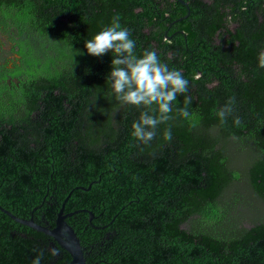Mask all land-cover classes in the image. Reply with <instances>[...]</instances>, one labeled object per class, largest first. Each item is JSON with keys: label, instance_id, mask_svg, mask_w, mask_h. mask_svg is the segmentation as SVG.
<instances>
[{"label": "trees", "instance_id": "obj_1", "mask_svg": "<svg viewBox=\"0 0 264 264\" xmlns=\"http://www.w3.org/2000/svg\"><path fill=\"white\" fill-rule=\"evenodd\" d=\"M183 1L0 0L16 56L0 63V207L53 227L69 195L86 264H264V0ZM116 15L137 55L154 50L188 80L193 119L177 114L178 95L147 145L131 134L143 109L109 94L115 57L84 48ZM41 250V264L70 260L0 211V264Z\"/></svg>", "mask_w": 264, "mask_h": 264}, {"label": "clouds", "instance_id": "obj_2", "mask_svg": "<svg viewBox=\"0 0 264 264\" xmlns=\"http://www.w3.org/2000/svg\"><path fill=\"white\" fill-rule=\"evenodd\" d=\"M183 2L185 5L178 3L188 9L187 3ZM84 48L86 54L93 57L103 56L109 52L115 57L111 61L112 70L106 80L110 89L109 94L122 105L143 109L138 119L131 125V134L138 142L149 144L155 139L158 126L174 118L171 115L173 102L178 95L185 96L188 91V80L180 70L170 69L163 63L154 50L145 49L137 55L136 42L131 39L130 30L121 25L119 15L114 16L108 26L87 39ZM82 54L84 53L76 51L73 56ZM259 67L264 68V52L259 55ZM191 102L192 98L185 96L184 106L176 109L177 114L186 120H192L194 116L189 111ZM235 104L233 96L217 110L216 116L222 126L226 124L228 117L233 115ZM233 123L240 126V118L234 117ZM163 139L171 141L170 129L163 132ZM51 254L59 253L51 250ZM42 255L41 250L31 264H41Z\"/></svg>", "mask_w": 264, "mask_h": 264}, {"label": "water", "instance_id": "obj_3", "mask_svg": "<svg viewBox=\"0 0 264 264\" xmlns=\"http://www.w3.org/2000/svg\"><path fill=\"white\" fill-rule=\"evenodd\" d=\"M177 1L180 4L185 5V3L182 0H177ZM185 18L186 16L178 19L177 21H181L182 19ZM68 198L69 195L66 197L64 203ZM64 203L62 204L59 212L57 213L53 227H48L46 224L45 225L36 224L32 219L29 220L17 219L7 211L3 210L1 207H0V211L3 212L12 220H14L16 223L28 227L38 233L44 234L45 236L53 239V241L61 249L65 250L68 253L70 260L67 264H86L79 239L77 238L73 229L65 221L67 217H70L71 215L77 212L64 214L63 211ZM91 219H92V215L90 214L89 221H91Z\"/></svg>", "mask_w": 264, "mask_h": 264}, {"label": "rangeland", "instance_id": "obj_4", "mask_svg": "<svg viewBox=\"0 0 264 264\" xmlns=\"http://www.w3.org/2000/svg\"><path fill=\"white\" fill-rule=\"evenodd\" d=\"M230 28L232 27L230 26ZM0 40L2 41L3 44L0 48V63H2L4 59L7 60L13 59V55L10 52V46L8 44L4 45L3 43L4 37H2L1 35H0ZM244 197H246L245 191H244ZM239 208L241 209V212L245 215H251L254 211L252 207H249V205L245 203H244V209H242L241 206ZM244 226L248 227L249 225L245 224Z\"/></svg>", "mask_w": 264, "mask_h": 264}, {"label": "flooded vegetation", "instance_id": "obj_5", "mask_svg": "<svg viewBox=\"0 0 264 264\" xmlns=\"http://www.w3.org/2000/svg\"><path fill=\"white\" fill-rule=\"evenodd\" d=\"M12 54V53H11ZM13 55V59H16V56L14 55V54H12ZM13 59H11V60H13ZM16 63H18L17 61H16ZM51 248H53V245H51ZM53 250V249H52Z\"/></svg>", "mask_w": 264, "mask_h": 264}]
</instances>
